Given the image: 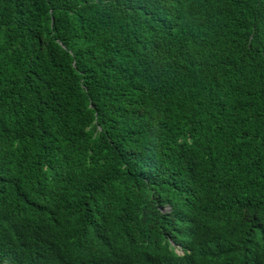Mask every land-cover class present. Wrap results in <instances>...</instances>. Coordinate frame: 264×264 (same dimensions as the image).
I'll list each match as a JSON object with an SVG mask.
<instances>
[{"label": "trees", "instance_id": "trees-1", "mask_svg": "<svg viewBox=\"0 0 264 264\" xmlns=\"http://www.w3.org/2000/svg\"><path fill=\"white\" fill-rule=\"evenodd\" d=\"M142 257L264 264V0H0V264Z\"/></svg>", "mask_w": 264, "mask_h": 264}, {"label": "clouds", "instance_id": "clouds-1", "mask_svg": "<svg viewBox=\"0 0 264 264\" xmlns=\"http://www.w3.org/2000/svg\"><path fill=\"white\" fill-rule=\"evenodd\" d=\"M178 250H177V252L179 253V254H183L184 253V250L182 249V248H177ZM76 253V252H75ZM77 254V253H76ZM145 258L144 257H142L141 259H140V261L138 262V264H144L145 263V260H144ZM148 260V258H146V261Z\"/></svg>", "mask_w": 264, "mask_h": 264}]
</instances>
